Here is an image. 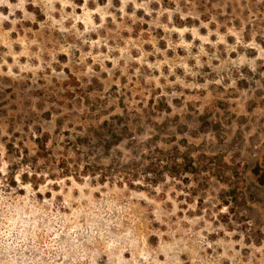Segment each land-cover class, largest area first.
Returning a JSON list of instances; mask_svg holds the SVG:
<instances>
[{"label":"rangeland","instance_id":"rangeland-1","mask_svg":"<svg viewBox=\"0 0 264 264\" xmlns=\"http://www.w3.org/2000/svg\"><path fill=\"white\" fill-rule=\"evenodd\" d=\"M0 264H264V0H0Z\"/></svg>","mask_w":264,"mask_h":264},{"label":"trees","instance_id":"trees-1","mask_svg":"<svg viewBox=\"0 0 264 264\" xmlns=\"http://www.w3.org/2000/svg\"><path fill=\"white\" fill-rule=\"evenodd\" d=\"M153 166H154V164L149 165L150 168L153 167ZM240 195H243V193L241 192Z\"/></svg>","mask_w":264,"mask_h":264}]
</instances>
